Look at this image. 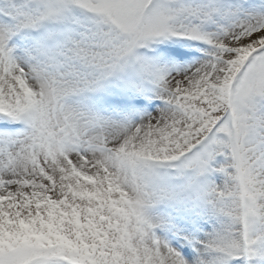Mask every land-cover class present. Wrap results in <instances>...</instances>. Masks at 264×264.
Returning <instances> with one entry per match:
<instances>
[{
	"label": "snow or ice",
	"instance_id": "1",
	"mask_svg": "<svg viewBox=\"0 0 264 264\" xmlns=\"http://www.w3.org/2000/svg\"><path fill=\"white\" fill-rule=\"evenodd\" d=\"M0 264H264V0H0Z\"/></svg>",
	"mask_w": 264,
	"mask_h": 264
}]
</instances>
